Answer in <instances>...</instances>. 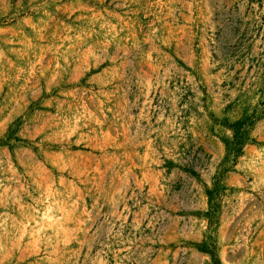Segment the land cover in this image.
<instances>
[{"label": "rangeland", "instance_id": "obj_1", "mask_svg": "<svg viewBox=\"0 0 264 264\" xmlns=\"http://www.w3.org/2000/svg\"><path fill=\"white\" fill-rule=\"evenodd\" d=\"M0 264H264V0H0Z\"/></svg>", "mask_w": 264, "mask_h": 264}]
</instances>
